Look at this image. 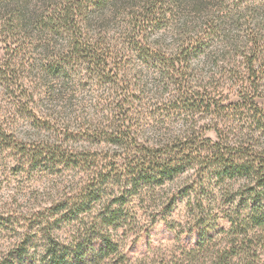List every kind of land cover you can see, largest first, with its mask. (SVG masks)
Returning a JSON list of instances; mask_svg holds the SVG:
<instances>
[{"label":"rangeland","instance_id":"374dc122","mask_svg":"<svg viewBox=\"0 0 264 264\" xmlns=\"http://www.w3.org/2000/svg\"><path fill=\"white\" fill-rule=\"evenodd\" d=\"M0 68V264H264L213 161L264 160V0H0Z\"/></svg>","mask_w":264,"mask_h":264},{"label":"trees","instance_id":"16d2710c","mask_svg":"<svg viewBox=\"0 0 264 264\" xmlns=\"http://www.w3.org/2000/svg\"><path fill=\"white\" fill-rule=\"evenodd\" d=\"M86 45H82V43L80 41H76L72 43V45L69 48V52H68V56H71V59L75 56H80V57H88L92 62L95 61V59H97V55H95V50L93 48H91L90 46H86ZM84 47V48H83ZM90 56V57H89ZM254 60V59H253ZM253 60L251 61L252 64H254ZM8 62H11L10 60ZM177 61H173V65L172 67L175 69V65H176ZM99 62H97L96 64H98ZM9 64V63H7ZM4 68V67H3ZM253 68V67H252ZM0 73H3L2 68H0ZM60 74V73H59ZM216 154L215 159H213V161H215L218 166L220 165L226 172L227 174H230L231 176L234 175H238L240 177H250L251 179L255 180L257 182V184L260 186L262 184H264V160H260L258 161H250V162H246L244 161V163H233L234 161L232 160V157L230 156V158L227 157L226 153H221V149H220V145L217 144L216 145ZM219 166V167H220ZM164 170V169H163ZM161 172L163 173L164 171L161 170ZM252 222L254 223H264V214H261L260 216H257V212H255V214L252 216ZM110 247H112V244L108 243ZM203 243H200V245L202 246ZM198 247H201V246ZM49 252V256L51 258V264H70V262L67 260V255L66 253H58L56 252V249L50 247L48 249ZM226 255L222 256L220 259L221 263L218 264H229L227 263L226 260Z\"/></svg>","mask_w":264,"mask_h":264}]
</instances>
